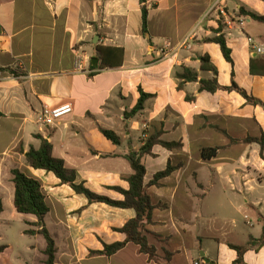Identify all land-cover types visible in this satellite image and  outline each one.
I'll use <instances>...</instances> for the list:
<instances>
[{"label": "crops", "instance_id": "0c3cea01", "mask_svg": "<svg viewBox=\"0 0 264 264\" xmlns=\"http://www.w3.org/2000/svg\"><path fill=\"white\" fill-rule=\"evenodd\" d=\"M146 6L144 33L140 0H0V68L6 70L0 72V223L9 224L5 213L15 209L12 170L40 180L50 208L45 225L56 243L55 264H206L202 251L216 264H234L238 252L232 245L247 247L252 238L263 237L264 158L258 144H231L230 138L260 137L264 107L250 104L237 91L199 93L194 82L179 88L177 73L189 68L199 78L213 79L212 72L201 69V58L208 56L218 69L220 85L230 87L234 81L264 104V53L256 51L264 49V23L242 13L264 16V2L146 0ZM220 34L232 51L233 65L212 41ZM166 44L170 47L164 57ZM96 46L124 49V65L92 70ZM141 91L153 97L126 122L124 114L137 105ZM188 96L195 98L188 101ZM65 103L72 104L71 115L55 127L40 125L44 107ZM100 127L116 132L121 144L109 141ZM156 132L162 133L160 140L182 145L171 151L155 146L153 155L142 159L144 184L156 206L146 236L157 260L133 243L111 257L93 254L105 245L125 242L126 235L117 230L136 212L89 203L53 173L30 167L26 153L40 148L36 136H42L52 144L53 156L76 171L77 184L123 201L115 188L129 190L128 178L134 173L125 157L141 149L144 134L148 138ZM215 147L222 148L215 157H202L203 148ZM168 164L180 168L159 186L150 185ZM231 212L244 218L250 230L246 235L235 219L229 232L217 229V222ZM23 219L21 234L30 240L22 263L44 264L46 240L25 234L38 230L31 225L37 218ZM5 246L0 257L10 249ZM243 261L264 264V247L248 248Z\"/></svg>", "mask_w": 264, "mask_h": 264}, {"label": "trees", "instance_id": "16d2710c", "mask_svg": "<svg viewBox=\"0 0 264 264\" xmlns=\"http://www.w3.org/2000/svg\"><path fill=\"white\" fill-rule=\"evenodd\" d=\"M142 3V20H143V31L148 32V9L146 6V0H140ZM264 2V0H261ZM244 15L250 16L252 19L264 23V16H259L252 12H246L242 10ZM221 29L217 33H220ZM212 41L220 46L221 52L225 60L233 65V60L231 57L232 51L228 47L224 35L220 34L213 38ZM99 60L97 65L91 64L90 68L99 72L109 69H117L124 65L125 61V51L122 48L116 47H105L96 46V57ZM201 69L202 71L212 72L214 74L213 79H203L199 78L198 74L189 68H182V71L177 73V78L182 81L179 88H182L185 82H194L199 84V93L208 92L216 93L220 90L223 91H237L243 97L247 99L250 104L259 105L264 107V104L253 97H250L245 91L241 90L236 83L233 81L232 86L223 87L218 81V69L211 64V60L208 56L201 58ZM6 71L0 68V72ZM95 76V74H90V77ZM140 99L137 105L130 111L125 112L124 119L127 122L133 119L138 114H140L144 108L147 100L151 99L153 96L146 94L141 91ZM194 96H188L187 100H194ZM217 132L227 136V132L220 129L219 127L212 126ZM100 132L113 144L120 145L121 138L118 134L112 130H106L99 128ZM162 133L156 132L152 134L145 140L144 145L141 149L136 151H130L126 155V159L129 161L134 173L128 178V183L130 185L129 190L125 191L120 188H115L124 196L123 201H113L107 197L100 196L88 188L84 184H77L76 171L70 169L66 166V163L62 159L55 158L53 156V146L52 144L44 139L42 136H36L41 140V146L39 149L31 148L26 153L27 164L34 169H41L47 172L53 173L63 185H69L77 194L84 195L89 203H104L113 207L122 209H133L136 212V217L125 224V226L117 231L126 235V241L122 243H115L112 245H105L103 251L93 252V254L111 257L117 254L119 251L124 249L127 244L133 243L139 247L140 253L147 255L150 260H157L156 248L151 246L148 242L146 236L147 226L152 223V214L156 206L152 204V200L147 193V186L144 184V179L146 176V168L142 162L145 156H152V151L155 146H161L169 151L174 149H180L182 145L180 143H169L160 140ZM231 144H251L256 143L260 146V155L264 158V132L258 138L248 137L244 140H238L230 138ZM222 148H203L201 150V155L204 159H211L215 157ZM180 166L173 167L168 164L166 170L159 172L155 175L154 179L151 181L150 185L159 186V181L165 177H168L171 173L179 169ZM12 182L15 187V209L19 214L22 215H34L37 218L35 224H31L38 230H27L26 235L35 236L42 235L46 240L47 247L44 251L46 260L44 264H55L56 261V243L49 233L45 225V219L50 208L46 201V194L44 192L43 185L40 180L27 175L20 169L12 170ZM3 213V205L0 202V216ZM234 250L238 252V259L234 264H244L243 255L248 250V248L254 247H264V228L263 237L260 239H251L247 247L231 246ZM8 246H0V255L5 252ZM167 256L169 253L167 252Z\"/></svg>", "mask_w": 264, "mask_h": 264}, {"label": "rangeland", "instance_id": "374dc122", "mask_svg": "<svg viewBox=\"0 0 264 264\" xmlns=\"http://www.w3.org/2000/svg\"><path fill=\"white\" fill-rule=\"evenodd\" d=\"M125 105L126 107H129L130 102H127ZM116 122H117V126L119 123L121 124V122H119L118 120H116ZM214 134L215 136H218L216 133ZM142 139L144 141L146 140L143 137ZM263 189H264V186H263ZM13 208L12 209L8 208L5 213V219L9 221V224L0 223V235L2 236L0 238V246L10 245V249L8 250V252L4 254L3 257H0V264H23L22 259L27 257L26 246L30 239L27 236H24L21 234V230L24 227H26L24 219H23V215L19 214ZM225 216H227L226 219L224 218L221 221L217 222L218 223L217 229L219 231L222 230V231L229 232L230 227L232 225L231 222L233 219H235L236 221V226L241 228L243 232L245 233V235L250 231L246 227L245 222H244L245 220H243L244 218L242 217V215L238 214L237 212L236 213L231 212ZM225 220L227 221L226 225L224 224ZM229 220H230V224H229ZM258 228H259V224H256L255 230L253 232L256 233ZM228 237L239 239L238 235H233V234H230V236ZM17 256L19 257L21 256V258H17Z\"/></svg>", "mask_w": 264, "mask_h": 264}, {"label": "built area", "instance_id": "2783aa9c", "mask_svg": "<svg viewBox=\"0 0 264 264\" xmlns=\"http://www.w3.org/2000/svg\"><path fill=\"white\" fill-rule=\"evenodd\" d=\"M219 12L224 15V11L223 9H218ZM249 43L251 45L254 44L253 39L249 38ZM168 47H170L169 44H166L164 46V49L161 51L162 55L165 57L166 53L165 50L168 49ZM257 53L259 54H263L264 53V49L261 47H257L256 48ZM82 64H78V69H81ZM73 113V106L71 103H65V104H61L57 107H44L43 111L40 115V125L42 127H55L57 126L64 118H66L67 116L71 115ZM145 128L147 129V126H145ZM143 138H147V135L144 134ZM198 264V263H195Z\"/></svg>", "mask_w": 264, "mask_h": 264}, {"label": "water", "instance_id": "95a60500", "mask_svg": "<svg viewBox=\"0 0 264 264\" xmlns=\"http://www.w3.org/2000/svg\"><path fill=\"white\" fill-rule=\"evenodd\" d=\"M97 42H98V38H97V40L95 41V43H97ZM98 61H99V60H98L97 58H93V59H92V64L95 66V65L98 64ZM201 257L203 258V260H204V262H205L206 264H216L215 262L210 261L208 258H206L204 252H201Z\"/></svg>", "mask_w": 264, "mask_h": 264}]
</instances>
